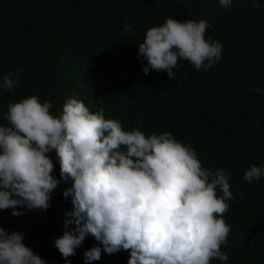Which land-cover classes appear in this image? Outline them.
Masks as SVG:
<instances>
[{"label":"trees","instance_id":"obj_1","mask_svg":"<svg viewBox=\"0 0 264 264\" xmlns=\"http://www.w3.org/2000/svg\"><path fill=\"white\" fill-rule=\"evenodd\" d=\"M169 17L207 20L205 38L223 45L222 59L208 71L178 59L173 79L144 74L138 44ZM21 67L15 88H0V126L8 124L10 103L35 95L53 104V115L72 97L125 130L172 133L203 167L231 177L235 201L223 217L231 231L221 246L229 259L210 264H264V176L251 184L244 179L251 165L264 167V0H233L229 7L219 0H0V81ZM48 155L59 180L55 152ZM70 186L61 181L47 211L20 209L25 214L13 217L11 209L0 210V227L23 233V243L47 264H66L54 241L72 210L71 197L63 196ZM94 246L87 235L68 262L85 264L83 254ZM129 256L102 251L91 264H128Z\"/></svg>","mask_w":264,"mask_h":264},{"label":"clouds","instance_id":"obj_2","mask_svg":"<svg viewBox=\"0 0 264 264\" xmlns=\"http://www.w3.org/2000/svg\"><path fill=\"white\" fill-rule=\"evenodd\" d=\"M232 2L219 0V5ZM210 27L205 19L169 17L148 28L138 44L144 74L152 70L176 78L178 59L208 71L223 50L218 40L205 38ZM129 29L125 24V33ZM23 71H9L0 88L11 92ZM52 108L35 95L8 105V124L0 126V210L11 209L13 217L25 214L20 209L47 211L61 181L71 182L63 196L71 197L72 210L65 213V231L54 241L66 264L87 235L99 246L84 252L85 264L100 260L102 251L111 255L121 249L130 251L128 264L229 259L221 251L231 231L223 217L235 197L225 169L203 167L196 151L170 132L146 136L135 127L125 130L121 121L106 119L102 110L90 112L76 98H67L59 115ZM53 151L59 180L48 155ZM262 176L264 167L256 165L244 173L249 184ZM23 240V233L0 227V264H47Z\"/></svg>","mask_w":264,"mask_h":264}]
</instances>
